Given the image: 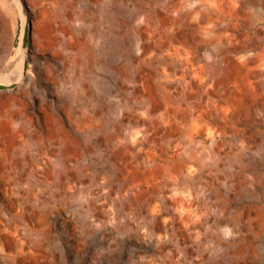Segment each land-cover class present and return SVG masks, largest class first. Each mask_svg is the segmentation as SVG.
Wrapping results in <instances>:
<instances>
[{"label": "rangeland", "instance_id": "374dc122", "mask_svg": "<svg viewBox=\"0 0 264 264\" xmlns=\"http://www.w3.org/2000/svg\"><path fill=\"white\" fill-rule=\"evenodd\" d=\"M0 264H264V0H0Z\"/></svg>", "mask_w": 264, "mask_h": 264}, {"label": "bare ground", "instance_id": "6f19581e", "mask_svg": "<svg viewBox=\"0 0 264 264\" xmlns=\"http://www.w3.org/2000/svg\"><path fill=\"white\" fill-rule=\"evenodd\" d=\"M19 72H21V70H19ZM14 74H15V73H14ZM17 74H18V73H17ZM16 77H17V76H16ZM7 78H8V77H6V79H7ZM9 78H10V77H9ZM12 78H13V77L11 76V79H10L11 81L13 80ZM2 81H3V79H2ZM4 81H5V79H4ZM8 81H9V80H8ZM187 166H188V165H187ZM190 167H191V166H190Z\"/></svg>", "mask_w": 264, "mask_h": 264}]
</instances>
